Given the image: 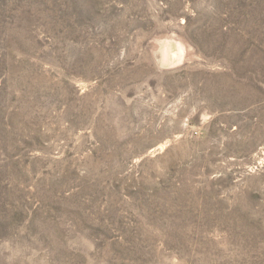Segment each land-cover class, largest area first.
I'll use <instances>...</instances> for the list:
<instances>
[{"label":"rangeland","instance_id":"obj_1","mask_svg":"<svg viewBox=\"0 0 264 264\" xmlns=\"http://www.w3.org/2000/svg\"><path fill=\"white\" fill-rule=\"evenodd\" d=\"M0 264H264V0H0Z\"/></svg>","mask_w":264,"mask_h":264}]
</instances>
